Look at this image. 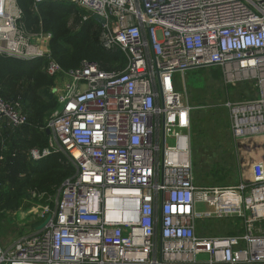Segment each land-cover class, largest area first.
<instances>
[{"label": "built area", "instance_id": "obj_1", "mask_svg": "<svg viewBox=\"0 0 264 264\" xmlns=\"http://www.w3.org/2000/svg\"><path fill=\"white\" fill-rule=\"evenodd\" d=\"M70 2L100 20L99 42L125 63L65 71L51 58V33L26 30L17 0H0V55L46 58L58 107L37 160L64 152L76 170L39 225L6 250L0 264H264V162L251 180L195 183L190 126L199 108L174 74L219 66L227 86L249 82L256 97L223 102L231 136L264 137V0H33ZM19 104L0 100V124L24 123ZM204 204L208 208L199 210ZM240 219L236 234L201 236L197 219ZM201 256V259L198 257Z\"/></svg>", "mask_w": 264, "mask_h": 264}, {"label": "trees", "instance_id": "obj_2", "mask_svg": "<svg viewBox=\"0 0 264 264\" xmlns=\"http://www.w3.org/2000/svg\"><path fill=\"white\" fill-rule=\"evenodd\" d=\"M17 3L27 31L42 29L51 33L50 55L62 70L76 69L83 61L95 62L108 71L124 66L126 59L120 50L107 51L101 46L97 16L89 15L83 20L86 13L66 1H42L35 7L33 0ZM45 65L44 57L24 60L0 55V100L12 106L18 103L26 116L19 125H8L6 121L0 124V223L5 212L20 208L24 200L46 203L53 210L59 188L76 170L69 157L59 150L37 160L30 156L31 150L41 152L48 146L47 121L58 107L57 98L50 91L56 77L47 74ZM238 96L233 100L253 98L256 90ZM213 110L208 116L193 115V135L196 129L207 136L229 127L227 116ZM227 233L236 234L237 230L230 226Z\"/></svg>", "mask_w": 264, "mask_h": 264}, {"label": "rangeland", "instance_id": "obj_3", "mask_svg": "<svg viewBox=\"0 0 264 264\" xmlns=\"http://www.w3.org/2000/svg\"><path fill=\"white\" fill-rule=\"evenodd\" d=\"M221 75L222 72L219 66H206L188 70L183 74L181 72H176L174 74V82L177 90H179L183 97L191 104L201 107L197 110L195 116H208L211 114V111L213 110L212 108H214L213 112L221 115L223 114L226 117L228 115L225 107L223 106V102L226 100L228 95L230 97L232 95V97H235L237 94L241 96L247 90H256L252 83L239 82L236 85H230L227 93L225 91L227 84L224 83ZM204 108L208 109V111ZM193 154L194 160L196 161L198 159L199 164L197 166V170L201 174L203 180H206L205 173L207 174L209 171L213 172V174L215 172L221 173L220 170L216 171L215 169L217 168V164L218 166L222 165L225 161L221 160L220 154L214 153V149L208 148V150L201 151L193 149ZM198 156L199 158H197ZM213 162L217 164H212ZM45 206H47L46 203H36L35 201H32V199H29L24 200V204L20 208L5 212L4 218L0 223V245L4 250H6L18 238L32 232V230L36 227V215L40 213L42 207ZM197 208L199 210H205L208 207L204 204H199ZM234 219L236 221V225L238 226L240 219L237 217H234ZM230 220H233V217L223 219H197L196 225L210 229V236L224 235L226 232H224V224ZM257 225H261L264 230V221L258 223ZM201 258V256L198 257V259Z\"/></svg>", "mask_w": 264, "mask_h": 264}, {"label": "crops", "instance_id": "obj_4", "mask_svg": "<svg viewBox=\"0 0 264 264\" xmlns=\"http://www.w3.org/2000/svg\"><path fill=\"white\" fill-rule=\"evenodd\" d=\"M228 87L225 91L228 93ZM226 93V94H227ZM245 93V92H244ZM233 96V95H232ZM230 97L229 95L226 97L227 99H233L234 97ZM248 99V98H242ZM225 100V101H226ZM197 106V105H194ZM201 108L200 106H198ZM197 108V109H199ZM197 109H195L197 111ZM193 110L191 113V126H190V142H191V159H192V170L194 175L195 183L200 185H233L239 181L248 182L251 180V171L250 166L254 161H262L264 162V137L262 136H249L246 138L235 139L231 136L229 127L217 129L216 131H212V134H200L199 130H195L194 135L192 134V117L195 116V111ZM197 117V116H196ZM228 118V116H227ZM227 147V148H226ZM208 148L214 149L215 154H220L221 160H224L225 163L219 165L215 162L212 164H217L216 171L220 170L221 173L209 171L207 174L205 173L206 180H203L201 174L197 170L198 159L194 160L193 149L208 150ZM198 154V152H197ZM212 154V152H211ZM199 158V156L197 157ZM219 173V174H216ZM201 182V183H200ZM229 218V217H228ZM228 223V224H227ZM224 224L227 227H223L224 232H228V227L235 228L237 233L242 231L241 222L239 225H236V221L233 217V220L228 221ZM260 229L264 233L262 226L260 225ZM195 230L198 235L206 236L209 235L211 230L203 227L197 226L195 223ZM226 234V233H225Z\"/></svg>", "mask_w": 264, "mask_h": 264}, {"label": "water", "instance_id": "obj_5", "mask_svg": "<svg viewBox=\"0 0 264 264\" xmlns=\"http://www.w3.org/2000/svg\"><path fill=\"white\" fill-rule=\"evenodd\" d=\"M46 131H47V134H50L49 128H46ZM51 218H52V215L48 214L46 218L39 225L36 226V229L38 230V229L43 228L47 224V222L51 220Z\"/></svg>", "mask_w": 264, "mask_h": 264}]
</instances>
